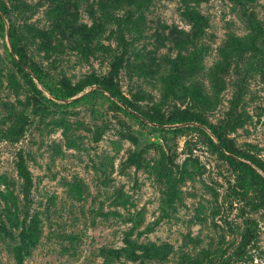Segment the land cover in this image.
Masks as SVG:
<instances>
[{"label": "rangeland", "instance_id": "1", "mask_svg": "<svg viewBox=\"0 0 264 264\" xmlns=\"http://www.w3.org/2000/svg\"><path fill=\"white\" fill-rule=\"evenodd\" d=\"M0 14V264H264V0Z\"/></svg>", "mask_w": 264, "mask_h": 264}, {"label": "trees", "instance_id": "2", "mask_svg": "<svg viewBox=\"0 0 264 264\" xmlns=\"http://www.w3.org/2000/svg\"><path fill=\"white\" fill-rule=\"evenodd\" d=\"M0 17L2 18V15L0 14ZM10 36H11V42H12V48L13 50L16 52V53H19L18 52V47H17V43L14 41L13 39V31L10 32ZM21 57V56H20ZM19 62L23 65V57L20 58ZM34 78L37 79V82L39 84H41L43 87L46 88V90H48L50 93H52L56 98H60V99H63L64 98V95L62 93V91L60 89H58L56 86H53L49 83H47V81L45 80L44 78V75L41 74V73H38L34 70ZM32 84L34 85V87L36 88L37 87V83L32 79ZM103 89L106 90V91H109L111 92V96L112 97H115L117 98L119 101H121L124 105H126L127 107L129 106L128 105V102L125 98L119 96L113 88L109 87V86H106V85H102ZM138 113V112H137ZM139 114V113H138ZM214 133L221 139V136L216 132L214 131ZM223 143V142H222ZM237 161L242 164L243 166H245L247 169L253 171L255 174H257L263 181H264V175H262L259 170L251 163L245 161L244 159H240L237 157Z\"/></svg>", "mask_w": 264, "mask_h": 264}, {"label": "water", "instance_id": "3", "mask_svg": "<svg viewBox=\"0 0 264 264\" xmlns=\"http://www.w3.org/2000/svg\"><path fill=\"white\" fill-rule=\"evenodd\" d=\"M100 87L103 88L102 86H100ZM108 93H109L110 95H112L111 92L108 91Z\"/></svg>", "mask_w": 264, "mask_h": 264}]
</instances>
